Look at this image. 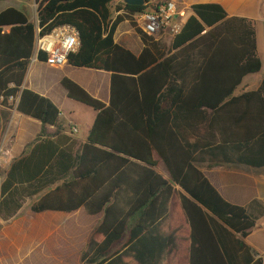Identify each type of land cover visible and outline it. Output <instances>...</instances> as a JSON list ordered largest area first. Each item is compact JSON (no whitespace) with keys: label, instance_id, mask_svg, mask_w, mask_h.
Returning <instances> with one entry per match:
<instances>
[{"label":"trees","instance_id":"trees-1","mask_svg":"<svg viewBox=\"0 0 264 264\" xmlns=\"http://www.w3.org/2000/svg\"><path fill=\"white\" fill-rule=\"evenodd\" d=\"M36 2L38 26L17 9L0 14V120L7 128L17 111L42 124L38 140L11 166L2 186L1 215L6 217L8 210L16 215L21 209L17 199L25 191L17 185L36 181L40 193L60 181H49L48 172L42 177L44 169L67 164L71 180L32 210L75 213L84 208L90 216L103 215L81 258L83 264H131V257L134 264H170L179 208L191 230L188 264L201 261L198 245L207 243L206 229L215 224L239 236L245 248L244 239L256 228V219L225 200L198 165L264 167V81L259 91L235 96L243 80L263 68L255 23L229 17L218 4L196 5L182 32L166 40L170 46L161 56L153 50L160 52L159 43L136 28L134 15L155 11L169 0H146L141 7L124 0ZM113 6L127 16L114 20ZM126 20L150 45L140 56L116 42L117 29ZM66 25L79 31L82 44L67 64L112 76L109 106L73 80L62 81L71 100L97 113L76 157L67 155L64 143L52 140L66 131L61 110L24 87L37 30L45 36ZM47 58L42 53L39 61ZM242 104L260 106L239 108ZM50 127L56 129L51 137ZM161 164L169 179L156 170Z\"/></svg>","mask_w":264,"mask_h":264},{"label":"crops","instance_id":"crops-1","mask_svg":"<svg viewBox=\"0 0 264 264\" xmlns=\"http://www.w3.org/2000/svg\"><path fill=\"white\" fill-rule=\"evenodd\" d=\"M153 1L158 2L159 0ZM169 2L177 4L179 19L184 17L189 19L194 14L192 8L196 5L218 4L231 18L253 21L256 27L258 56L263 63V68L258 74L247 76L235 96L240 97L260 90L264 81V0H169ZM9 9L24 12L29 21L38 26L36 0L0 1V14ZM123 13L127 15L125 11L116 12L114 20L123 16ZM127 22L126 20L124 23ZM124 23L117 29L116 42L140 56L143 50L150 45L147 46L143 40H132V36L120 40L119 34ZM9 30L5 28L6 32ZM171 38L165 36L154 40L159 43L161 49L162 45L170 46L166 40H171ZM153 50L161 56L167 53V50L161 49L160 52L155 48ZM65 78L73 80L93 97L109 106L112 76L105 71L76 68L70 64L63 67H52L46 62L39 61L30 67L24 87L49 98L61 110L62 123L66 131L63 136L52 137V140L55 143L58 141L64 143L62 148L67 155L76 157L81 155V149L87 143L97 113L68 97V92L62 85ZM249 106L258 107L260 105ZM249 106L242 104L238 107L243 109ZM2 125L3 121L0 120V264H83L81 258L86 251L90 236L102 221L103 215L90 216L84 208L75 213L54 211L35 213L32 210V206L45 195L55 191L67 180H71L72 169H69L67 164L60 166L59 169L56 166H47L44 169L42 177H45L48 172L49 181L55 179H60V181L40 193H36L39 190L36 181L17 185L20 192L25 191L24 196L17 199L22 204L21 209L15 213L16 215H12L14 214L12 210L4 212L6 217L1 215V204L4 200L2 186L11 166L16 160L24 157L27 147L34 144L42 132L41 122L27 118L17 111L13 113L11 122L6 128L7 131L13 130V136L8 132L3 134L1 127L4 125ZM55 131L54 127L49 128L50 137L54 136ZM28 152L31 154L33 149ZM198 167L225 200L247 209L248 213L256 219L257 226L251 235L244 239L245 248L240 244L239 236L230 235L216 224L213 228L206 229L204 235L207 243H204L203 247L198 245L203 256L197 263L250 264V262L254 263L261 259L264 261V167L255 168L240 164L217 165V163L210 162H204ZM156 170L164 178L169 179V174L163 164ZM180 209L181 214L174 218L177 240L173 247L174 255L170 264H188L191 230ZM132 222L135 223V219ZM130 263H135L133 257ZM162 264L169 263L162 262Z\"/></svg>","mask_w":264,"mask_h":264},{"label":"built area","instance_id":"built-area-1","mask_svg":"<svg viewBox=\"0 0 264 264\" xmlns=\"http://www.w3.org/2000/svg\"><path fill=\"white\" fill-rule=\"evenodd\" d=\"M179 8L175 2H168L155 11H145L134 15L138 28L147 36L162 39L165 36L175 37L182 32L179 23ZM79 31L70 25L55 29L50 34L41 36L37 30V41L32 64L39 62L40 55L48 56L46 63L52 67L67 65L69 57L81 48Z\"/></svg>","mask_w":264,"mask_h":264},{"label":"rangeland","instance_id":"rangeland-1","mask_svg":"<svg viewBox=\"0 0 264 264\" xmlns=\"http://www.w3.org/2000/svg\"><path fill=\"white\" fill-rule=\"evenodd\" d=\"M160 1V0H159ZM112 10H113V15L116 13L115 11H116V7L115 6H113L112 7ZM123 16L125 17V16H127V15H125V13H123ZM186 20H188L187 19V17H184V18H180L179 19V23L181 24V25H184L185 24V21ZM128 21V20H127ZM136 28L138 29V30H140L139 28H138V26H137V24H136ZM133 25H132V23L130 22V21H128L127 23H124L122 26H121V31H120V34H119V38H120V40H122V38H124V37H127V36H132V40H142V36L138 33V31H137V29H136ZM153 40H154V38H153ZM162 41V40H161ZM160 42V41H159ZM165 44V43H164ZM168 45L166 46V45H162V47H161V49L162 50H168ZM15 112V111H14ZM13 112V113H14ZM3 126V125H2ZM3 128V130L1 131L3 134L4 133H9V134H11V136H13V130H9V131H7V129L3 126V127H1V129Z\"/></svg>","mask_w":264,"mask_h":264},{"label":"water","instance_id":"water-1","mask_svg":"<svg viewBox=\"0 0 264 264\" xmlns=\"http://www.w3.org/2000/svg\"><path fill=\"white\" fill-rule=\"evenodd\" d=\"M126 5L141 7L146 5V0H124Z\"/></svg>","mask_w":264,"mask_h":264}]
</instances>
